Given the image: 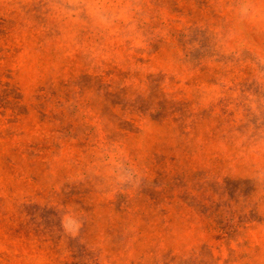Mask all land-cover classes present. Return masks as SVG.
I'll return each mask as SVG.
<instances>
[{
	"label": "rangeland",
	"instance_id": "374dc122",
	"mask_svg": "<svg viewBox=\"0 0 264 264\" xmlns=\"http://www.w3.org/2000/svg\"><path fill=\"white\" fill-rule=\"evenodd\" d=\"M0 264H264V0H0Z\"/></svg>",
	"mask_w": 264,
	"mask_h": 264
}]
</instances>
